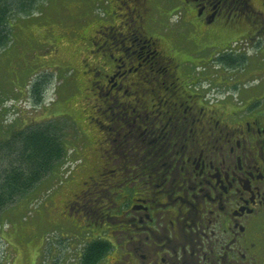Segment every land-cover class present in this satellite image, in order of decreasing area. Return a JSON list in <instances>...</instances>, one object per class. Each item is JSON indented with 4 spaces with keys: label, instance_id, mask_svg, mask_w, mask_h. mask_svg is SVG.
Masks as SVG:
<instances>
[{
    "label": "flooded vegetation",
    "instance_id": "obj_1",
    "mask_svg": "<svg viewBox=\"0 0 264 264\" xmlns=\"http://www.w3.org/2000/svg\"><path fill=\"white\" fill-rule=\"evenodd\" d=\"M132 1L124 30L90 39L95 177L61 218L87 231L84 248H108L93 264H264V8L177 0L192 19L147 35V0ZM214 63L215 85L202 76Z\"/></svg>",
    "mask_w": 264,
    "mask_h": 264
},
{
    "label": "rangeland",
    "instance_id": "obj_2",
    "mask_svg": "<svg viewBox=\"0 0 264 264\" xmlns=\"http://www.w3.org/2000/svg\"><path fill=\"white\" fill-rule=\"evenodd\" d=\"M254 4L264 8L260 0ZM180 5L177 0H147L146 34L155 35L156 28L168 22L176 26L181 15L190 21L193 12L187 7L178 14ZM140 7L132 0H40L30 16L12 15L7 20L8 38L0 42V169L3 172L8 157L12 162L18 157L17 133L48 121H57L66 154L46 178L0 209V264H76L74 256L86 250L87 231L76 230L72 219L61 216L66 217L63 206L73 193L87 187L84 181L94 176L87 172L97 164L89 151L100 133H92L84 118L89 114L85 106L94 102L85 66L89 51L96 49L90 39L100 25L121 24L124 30L132 10ZM165 49L171 53L170 47ZM215 65L202 73L213 85L222 72ZM203 84L204 90L213 88ZM211 92L223 96L220 88ZM87 131L92 134L89 144ZM2 178L1 174L0 183Z\"/></svg>",
    "mask_w": 264,
    "mask_h": 264
},
{
    "label": "trees",
    "instance_id": "obj_3",
    "mask_svg": "<svg viewBox=\"0 0 264 264\" xmlns=\"http://www.w3.org/2000/svg\"><path fill=\"white\" fill-rule=\"evenodd\" d=\"M40 0H0V38L1 44L8 37L6 22L15 15H27L36 10ZM57 121H48L43 125L28 128L17 133L18 157L6 161L5 169H0V209L14 203L17 197L33 188L38 182L48 176L65 156V142ZM14 152V151H13ZM13 154V153H12ZM15 164V165H14ZM85 264H93L101 254L108 249L101 241L95 240L86 247Z\"/></svg>",
    "mask_w": 264,
    "mask_h": 264
}]
</instances>
